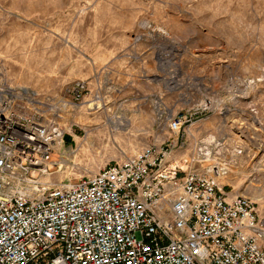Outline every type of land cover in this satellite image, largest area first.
<instances>
[{"label":"rangeland","instance_id":"obj_1","mask_svg":"<svg viewBox=\"0 0 264 264\" xmlns=\"http://www.w3.org/2000/svg\"><path fill=\"white\" fill-rule=\"evenodd\" d=\"M0 80L49 96L86 86L65 114L55 183L164 138L156 99L199 112L209 98L194 132L240 145L220 187L264 217V0H0Z\"/></svg>","mask_w":264,"mask_h":264},{"label":"built area","instance_id":"obj_2","mask_svg":"<svg viewBox=\"0 0 264 264\" xmlns=\"http://www.w3.org/2000/svg\"><path fill=\"white\" fill-rule=\"evenodd\" d=\"M85 92L0 80V264H264V217L220 187L243 150L194 132L209 98L199 112L156 99L164 138L76 181L48 179L60 170L65 114Z\"/></svg>","mask_w":264,"mask_h":264},{"label":"bare ground","instance_id":"obj_3","mask_svg":"<svg viewBox=\"0 0 264 264\" xmlns=\"http://www.w3.org/2000/svg\"><path fill=\"white\" fill-rule=\"evenodd\" d=\"M94 105V104H93ZM93 105L92 104H89L88 105V107L91 109L92 107H93ZM98 106V105H97ZM123 123H125L126 124V122H124V120H123V122L121 123V125L119 126V127H122V125H123ZM124 124V125H125ZM126 126V125H125ZM117 128V127H116ZM260 197H261V195H260ZM253 199V198H252ZM255 199H257L258 200V198H255ZM254 200V199H253Z\"/></svg>","mask_w":264,"mask_h":264}]
</instances>
